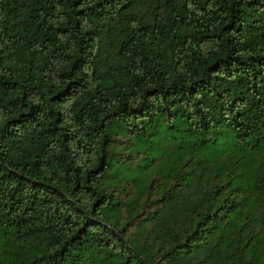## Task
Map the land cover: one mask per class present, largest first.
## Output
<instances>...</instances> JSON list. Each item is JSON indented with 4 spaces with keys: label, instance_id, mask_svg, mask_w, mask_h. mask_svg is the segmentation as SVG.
I'll list each match as a JSON object with an SVG mask.
<instances>
[{
    "label": "trees",
    "instance_id": "16d2710c",
    "mask_svg": "<svg viewBox=\"0 0 264 264\" xmlns=\"http://www.w3.org/2000/svg\"><path fill=\"white\" fill-rule=\"evenodd\" d=\"M0 264H264V0H0Z\"/></svg>",
    "mask_w": 264,
    "mask_h": 264
}]
</instances>
